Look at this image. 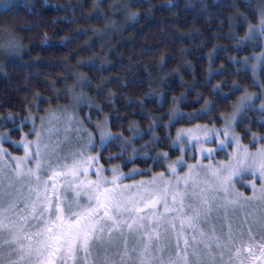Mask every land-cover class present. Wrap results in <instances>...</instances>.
Segmentation results:
<instances>
[{"label": "snow or ice", "instance_id": "obj_1", "mask_svg": "<svg viewBox=\"0 0 264 264\" xmlns=\"http://www.w3.org/2000/svg\"><path fill=\"white\" fill-rule=\"evenodd\" d=\"M241 2L258 22L252 24L236 2L229 5L236 10L235 16L227 18L232 29L229 39L237 41L234 49L245 51L249 44L264 47V0L255 7L249 0ZM21 7L37 17V22L18 27H39L42 17L32 10L35 5L30 8L19 0H0V10L5 13ZM130 7L125 11L129 19L137 21L141 13ZM159 7L171 11L176 4L166 0ZM201 7L207 11L208 5L202 3ZM93 8L94 15L102 18L100 0H95ZM153 14L149 4L146 18L151 19ZM220 24L223 26L224 21ZM244 26L245 35L240 37L236 28ZM3 51L22 56L24 49L10 43ZM228 59L241 64L237 71H247L249 59L258 60L264 70V52L242 61L231 56ZM86 85L104 94L102 87L81 75L63 92L54 89L52 98L35 93L31 107L37 110L36 115L26 106L25 116L9 112L0 117V127L5 128L0 131V264H264V144L260 143L264 141V82L254 79L252 87L259 88L258 93L234 83L232 94H243L230 105V114L221 112L216 117L220 127L213 123L178 129L175 139L170 129L180 121L205 117L214 121V109L231 98L223 92L224 85L213 87L215 102L205 100L204 106L191 113L174 108L167 123L163 117L152 118L143 101H138L145 116L153 119L147 129L152 137L150 151L141 150L149 148L147 144L134 146L133 141L146 134L137 125L127 129L133 133L128 139L123 132L113 133L107 118L102 123L93 122L90 114L82 119L76 114L85 106L102 112L92 97L75 92ZM65 93L69 94L68 106L59 116L39 115L41 102L59 100ZM36 120L41 121L39 128ZM85 120L97 129L98 141L83 126ZM29 124V131L23 132ZM157 127L169 131L161 138L156 135ZM238 127H242L243 137ZM253 128L262 131L257 135ZM62 131L70 132L71 138L66 135L61 140ZM14 132L21 133L19 141L13 139ZM243 138H250L254 151L242 143ZM162 139L170 141L168 147L174 152L190 154L195 163H187L184 155L172 161L167 152H157L156 145ZM116 140L122 142L121 152L105 155L108 145ZM5 143L22 150L23 155H12L3 147ZM129 151L131 154L125 155ZM217 153L227 159L213 163ZM205 159L209 161L206 164L202 162ZM113 160H122L123 164H112ZM137 161L148 167L122 171ZM177 166L187 171L181 175ZM155 167H165L168 175L154 172ZM144 174L150 179L123 182ZM248 176L253 179L247 181ZM238 182L252 194L239 191Z\"/></svg>", "mask_w": 264, "mask_h": 264}, {"label": "trees", "instance_id": "obj_2", "mask_svg": "<svg viewBox=\"0 0 264 264\" xmlns=\"http://www.w3.org/2000/svg\"><path fill=\"white\" fill-rule=\"evenodd\" d=\"M19 2L27 3L30 8L35 5L32 10L39 11L42 18L39 27L24 29L18 26L37 22V17L30 15L28 9L21 7L10 13L0 10V117L9 112L14 116H25L26 106L36 115L37 110L31 107L35 93L52 98L54 89L63 92L66 85H75L77 77L83 75L90 78L92 85L102 87L104 94L100 95L92 86L76 88L77 94L82 91L102 108V112H97L95 108L85 106L76 111L79 117L82 119L90 114L93 122H103L107 118L111 131L123 132L128 139L133 133L127 129L137 125L146 134L142 139L134 140L133 144L136 148L147 144L149 148L141 150L150 151L152 137L147 134V129L153 119L145 116L138 101H143L152 118L163 117L167 123L174 108L191 113L204 106L205 100L215 102L217 97L213 94V87L224 85L223 92L231 98L214 109V121L207 117L191 122L180 121L170 129L174 139L181 127L196 123L220 125L221 121L216 117L221 112L229 113L232 110L230 105L236 103L242 94L240 91L232 94L234 83L241 88L258 90L252 87L255 79L252 66L257 60L249 59L247 71H237L241 64L228 59L231 56L242 61L245 57L259 56L263 49L249 44L247 50L236 51L233 46L237 41L229 39L232 29L227 18L236 14V10L229 7L233 2L250 17L252 24L258 22L241 0H173L176 7L171 11L159 7L166 0H100L102 18L94 15L95 0ZM249 2L255 7L259 0ZM202 3L208 5L207 11L202 9ZM149 4L154 13L151 19L146 18ZM57 5L65 7L58 8ZM114 5H130L131 11H138L141 15L133 21L125 7ZM54 19L57 21L55 24L52 22ZM222 20L223 26L220 24ZM245 28H236L240 37L245 35ZM10 43H17L24 49L22 56L8 55L3 51ZM259 67L258 75L264 82V70ZM173 98H176L175 104ZM68 102L67 93L59 100L53 98L50 103L41 102L39 115L46 116L48 111L62 109L68 106ZM249 115L258 117L260 114ZM84 122L94 130L92 123ZM30 128L29 124L23 132ZM4 130L0 127V131ZM237 130L243 137L242 127ZM167 131L169 129L157 127L156 135L163 138ZM253 131L259 135L262 130L253 128ZM12 136L18 141L21 133L14 132ZM244 141L251 142L250 138H244ZM169 143V140L162 139L156 145V151L167 152L174 161L180 151L174 152L168 147ZM122 147L121 141H112L105 155L119 154ZM9 149L13 155L21 153L11 143ZM130 154V151L125 153ZM101 162L109 167L107 161L102 159ZM112 164H123V161L113 160ZM131 167L143 169L148 165L137 161L122 171L128 172ZM161 171H166V168H154L156 173ZM139 177L150 176L144 174L133 178Z\"/></svg>", "mask_w": 264, "mask_h": 264}, {"label": "rangeland", "instance_id": "obj_3", "mask_svg": "<svg viewBox=\"0 0 264 264\" xmlns=\"http://www.w3.org/2000/svg\"><path fill=\"white\" fill-rule=\"evenodd\" d=\"M262 52H264V47H263V49H262V51L259 53V56L261 55V53ZM254 63V62H253ZM252 63V64H253ZM260 66V63H259V61L257 60L256 61V63L255 64H253V66H252V69L254 70L253 71V74H254V78L255 79H259L260 80V77H259V75H258V73H259V67ZM261 81V80H260ZM248 91H250V92H259L260 91V89L258 88V90H252V89H250V90H248ZM243 94V93H242ZM241 94V95H242ZM240 95V96H241ZM239 96V97H240ZM239 99V98H238ZM238 102V101H237ZM236 102V103H237ZM58 108H55V110H53V111H48L47 113H46V116H48L50 113H54L55 115H57V116H59L60 115V110L61 109H59V110H57ZM69 111H71V109L69 108ZM232 112V110L229 112V113H227V114H230ZM77 115H78V113H76ZM226 114V115H227ZM79 116V115H78ZM99 122H101V121H99ZM40 123H41V121H39V120H37V124H36V126H37V128H39V126H40ZM102 123V122H101ZM197 124H200V125H205L206 123H196V124H193V125H190V126H187V127H181V128H179V129H182V128H194ZM206 125H209V126H212L213 124H206ZM215 126H217V127H220L221 126V124L220 125H215ZM84 127H86L89 131H91L92 133H93V136L95 137V139L98 141V139H99V137H98V135H97V129H95L94 128V130H91V128H89V127H87L86 126V124H85V122H84ZM110 128V127H109ZM110 130H111V128H110ZM237 132H238V130H237ZM239 133V132H238ZM240 134V133H239ZM68 136L69 138H71V133L70 132H61V135H60V139L61 140H63L64 139V137L65 136ZM34 137H29V139H33ZM174 139H175V137H174ZM19 141V140H18ZM242 143H244V144H246V145H249V147L254 151L255 149L254 148H252V143L250 142V143H247V142H245L244 141V138L242 139ZM261 144H264V141H261L260 142ZM9 144L10 143H6V144H4L3 145V147H5V148H7L8 149V151L9 152H12L10 149H9ZM207 147H214V145H212V144H207L206 145ZM230 151H231V149H229ZM19 152H21L20 154H15V156H22L23 155V151L22 150H19ZM12 154V153H11ZM13 155V154H12ZM181 155H184V158H185V160L187 161V163H189V164H192V163H195V160H193V159H191V157H190V154H184V153H181L180 152V155L179 156H181ZM177 159V158H176ZM197 159H200V157H199V155H197ZM227 159V157L225 156V154H223V153H217L216 154V156H215V160H213V163H215V161L216 160H219V161H224V160H226ZM203 163H208L209 161L208 160H203L202 161ZM177 170H178V172H180V174L181 175H183V173H185L186 171H187V168H182V167H180V166H177ZM124 172V171H123ZM165 173H166V171H164ZM125 173H127V172H125ZM108 175H110V173H108ZM168 175V173H166V176ZM145 179H150V177L149 178H144V177H139V178H132V179H127V180H124L123 182L124 183H129V184H131V183H133V181H139V180H145ZM253 178L251 177V176H248V177H246V180L247 181H251ZM256 183H257V185H259V180H256ZM236 188L239 190V191H241V192H243V193H245V195H251L252 193H251V191L248 189V188H246V187H244V186H242L241 185V183H237L236 184ZM225 259H227V257H225Z\"/></svg>", "mask_w": 264, "mask_h": 264}, {"label": "bare ground", "instance_id": "obj_4", "mask_svg": "<svg viewBox=\"0 0 264 264\" xmlns=\"http://www.w3.org/2000/svg\"><path fill=\"white\" fill-rule=\"evenodd\" d=\"M53 97V96H52Z\"/></svg>", "mask_w": 264, "mask_h": 264}]
</instances>
